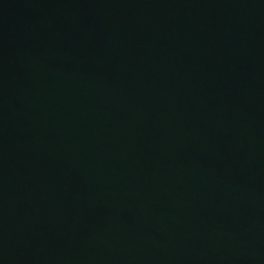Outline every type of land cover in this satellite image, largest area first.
Wrapping results in <instances>:
<instances>
[{"label":"water","instance_id":"obj_1","mask_svg":"<svg viewBox=\"0 0 264 264\" xmlns=\"http://www.w3.org/2000/svg\"><path fill=\"white\" fill-rule=\"evenodd\" d=\"M0 264H264V0H0Z\"/></svg>","mask_w":264,"mask_h":264}]
</instances>
